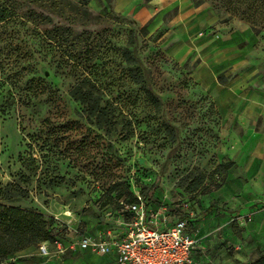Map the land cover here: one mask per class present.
I'll use <instances>...</instances> for the list:
<instances>
[{
    "label": "rangeland",
    "instance_id": "1",
    "mask_svg": "<svg viewBox=\"0 0 264 264\" xmlns=\"http://www.w3.org/2000/svg\"><path fill=\"white\" fill-rule=\"evenodd\" d=\"M115 1L0 0V204L50 223L46 240L2 264H112L77 244L118 236L129 192L148 212L165 208L171 225L224 176L217 114L192 73L207 61L206 40L233 24L238 47L251 48L245 58L264 65V0H137L126 13ZM183 43L194 53L177 60L168 52ZM85 92L106 117L89 113ZM47 120L103 136L98 162L121 178L122 199L97 201L101 184L87 175L88 160L64 152Z\"/></svg>",
    "mask_w": 264,
    "mask_h": 264
},
{
    "label": "crops",
    "instance_id": "2",
    "mask_svg": "<svg viewBox=\"0 0 264 264\" xmlns=\"http://www.w3.org/2000/svg\"><path fill=\"white\" fill-rule=\"evenodd\" d=\"M136 1L116 0L114 10L126 13ZM230 27L217 41L206 40L207 61L192 73L211 98L220 126V155L230 163L220 186L184 209L185 231L196 241L192 264H264V65L245 58L251 48L241 50L238 24ZM168 53L185 60L194 48L183 43ZM220 74L224 82L217 81ZM105 257L115 263L114 254Z\"/></svg>",
    "mask_w": 264,
    "mask_h": 264
},
{
    "label": "trees",
    "instance_id": "3",
    "mask_svg": "<svg viewBox=\"0 0 264 264\" xmlns=\"http://www.w3.org/2000/svg\"><path fill=\"white\" fill-rule=\"evenodd\" d=\"M237 11L234 8V12L237 13ZM6 18L7 16L4 10L0 9V23ZM252 27L254 28L255 25H252ZM155 54L157 60L163 59L161 52ZM92 97L91 93L85 92L82 93L80 98L86 103V107L91 115H96V118L106 117L104 113L105 108L100 107L97 102H94ZM47 121L49 122V120ZM49 125L51 126L50 122ZM53 126H51L48 132H50L51 136H56L55 139L59 143V146L64 145V152L76 153L79 159L88 160L86 168L91 171L87 175L92 178V182L96 181V183L101 184V192L97 196V201L106 198H111L114 201H118L120 198L122 199L123 192L119 190V187L123 184L121 178L114 176L112 167L110 168L106 165L103 167L98 162L99 158L103 157L101 153L103 143L105 142L102 138L103 136L95 133L97 132L96 130H88V128L81 124L65 122L57 127ZM46 127L48 128V125ZM77 132L81 134L80 141L75 140ZM90 148H92V151H90ZM93 151H95L94 154ZM229 165L230 163L225 164L222 170L224 171ZM200 182H196L191 190H195L201 184ZM221 182L222 180L214 188H218ZM125 183V192H127L130 188ZM128 196L130 197L127 204L137 202L134 194H130L129 192ZM179 219L185 220V217ZM49 224V220L40 213L17 208L16 206H4L0 204V264L30 243L46 240L50 235V230L48 229Z\"/></svg>",
    "mask_w": 264,
    "mask_h": 264
},
{
    "label": "built area",
    "instance_id": "4",
    "mask_svg": "<svg viewBox=\"0 0 264 264\" xmlns=\"http://www.w3.org/2000/svg\"><path fill=\"white\" fill-rule=\"evenodd\" d=\"M137 202L124 205L130 217L124 222V232L107 240L82 238L77 244L100 256L115 255L114 264H192L195 239L186 233V220L166 224L167 212L161 207L148 212L138 194ZM39 250L48 255L46 244Z\"/></svg>",
    "mask_w": 264,
    "mask_h": 264
}]
</instances>
